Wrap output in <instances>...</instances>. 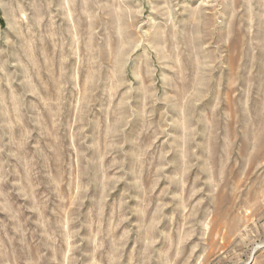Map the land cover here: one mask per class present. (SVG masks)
I'll return each instance as SVG.
<instances>
[{
    "label": "rangeland",
    "instance_id": "374dc122",
    "mask_svg": "<svg viewBox=\"0 0 264 264\" xmlns=\"http://www.w3.org/2000/svg\"><path fill=\"white\" fill-rule=\"evenodd\" d=\"M0 264H264V0H0Z\"/></svg>",
    "mask_w": 264,
    "mask_h": 264
}]
</instances>
